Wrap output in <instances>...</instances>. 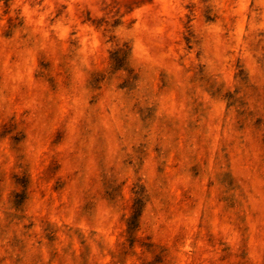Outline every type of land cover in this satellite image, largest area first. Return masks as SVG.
I'll list each match as a JSON object with an SVG mask.
<instances>
[{"label": "clouds", "instance_id": "1", "mask_svg": "<svg viewBox=\"0 0 264 264\" xmlns=\"http://www.w3.org/2000/svg\"><path fill=\"white\" fill-rule=\"evenodd\" d=\"M0 264H264V0H0Z\"/></svg>", "mask_w": 264, "mask_h": 264}]
</instances>
